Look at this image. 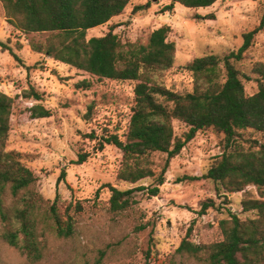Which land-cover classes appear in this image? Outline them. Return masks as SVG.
Returning a JSON list of instances; mask_svg holds the SVG:
<instances>
[{
  "label": "rangeland",
  "instance_id": "rangeland-1",
  "mask_svg": "<svg viewBox=\"0 0 264 264\" xmlns=\"http://www.w3.org/2000/svg\"><path fill=\"white\" fill-rule=\"evenodd\" d=\"M148 2L149 10L133 15L134 7ZM172 3L173 0H132L122 15L89 30L87 38L102 37L111 26H116L114 33L123 42L147 44L155 30L170 26L169 41L176 44V61L162 81L171 90L186 92L193 88V77L184 69L186 64L207 55L223 58L237 53L244 44V35L257 28L264 17V0H220L200 9L176 3L172 11L165 12ZM211 15L212 20L205 19ZM42 38L15 30L7 22L0 2V41L22 60L21 64L17 63L0 46V91L16 98L32 85L44 95L41 104L52 112L50 118L31 120L26 110L38 102L17 99L8 150L19 153L22 162L33 171L38 178L39 192L46 201L52 203L58 193L60 212L64 213L72 205L71 214H77L72 238L47 235L46 255L39 264H199L176 255L189 230L193 243L209 245L223 240L219 224L229 219L231 213L242 220L255 217L253 213L242 212L243 193L227 194L212 180H184L206 174L222 155L224 136L213 130L199 132L171 161L157 198L136 193L131 209L113 213L109 204L111 193L105 186L110 184L120 190L134 186L117 181L121 152L112 145L97 151L96 141L88 135L118 133L124 138L136 83L100 80L33 52L29 41ZM19 47L22 50H17ZM257 62H264V30L236 63L248 95L258 91L256 76L252 74ZM83 81L91 87L78 88ZM90 107L93 114L87 121L85 115ZM173 126L177 137H183L188 131L179 121H174ZM243 138L263 141L261 134L251 130L244 132ZM82 152L89 157L77 165L75 162ZM166 158L165 154H153L157 174ZM140 185L150 187L154 181L148 179ZM247 192L258 197L254 187ZM77 202L83 208L81 213H75ZM211 202L214 206L202 213L204 204ZM1 234L0 221V264H31L6 244Z\"/></svg>",
  "mask_w": 264,
  "mask_h": 264
},
{
  "label": "trees",
  "instance_id": "trees-1",
  "mask_svg": "<svg viewBox=\"0 0 264 264\" xmlns=\"http://www.w3.org/2000/svg\"><path fill=\"white\" fill-rule=\"evenodd\" d=\"M218 1L173 0L164 11H172L176 3L189 9H200L209 8ZM0 2L7 22L15 30L43 37L39 41H29L33 52L100 80L136 83L134 105L124 138L118 133L100 137L94 132L88 135L96 141L97 151L112 145L121 152L117 181L134 186L128 190L110 184L105 186L111 193L109 204L113 213L131 209L136 193L157 198L171 161L199 132L213 130L224 136L222 155L206 174L184 180H212L227 194L243 193L242 212L253 213L255 217L242 220L231 213L229 219L219 224L223 240L209 245L193 243L189 230L176 255L199 264H264V62H257L252 68L258 85V91L253 95L247 94L242 74L236 67L253 39L264 30V17L257 28L244 35V44L237 53L223 58L207 55L186 64L184 69L193 77V88L178 92L167 88L162 81L163 75L174 68L176 61V44L169 41L170 26L155 30L147 44L123 42L114 33L116 26H111L102 37L87 38L89 30L122 15L132 0ZM150 7L148 2L134 7L132 13L145 12ZM213 17L205 19L212 20ZM0 46L17 63H22L7 44L0 41ZM77 87L89 88L91 84L83 81ZM17 99L38 102L26 110L31 120L52 116V112L41 104L44 95L32 85L16 98L0 91L1 238L31 264H39L46 255L47 235L52 233L58 239L72 238L77 214H71L72 205L64 213L60 212L58 193L52 203L46 201L39 192L38 178L33 171L22 162L19 153L8 150ZM92 114L93 107H90L85 119L90 121ZM174 121L188 127L183 137L176 136ZM249 130L261 134L263 141L244 139L243 133ZM156 153L167 156L159 174L154 170L153 154ZM88 157V153L82 152L75 163L81 165ZM148 179L154 181L153 186L140 185ZM250 187L256 188L257 198L247 192ZM213 206V202L204 204L202 213ZM82 209L81 203L77 202L75 213H81Z\"/></svg>",
  "mask_w": 264,
  "mask_h": 264
}]
</instances>
